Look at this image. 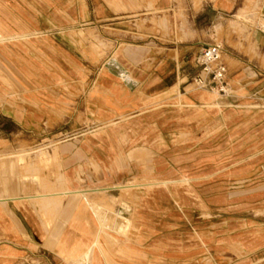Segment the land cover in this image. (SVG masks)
<instances>
[{
	"label": "crops",
	"instance_id": "obj_1",
	"mask_svg": "<svg viewBox=\"0 0 264 264\" xmlns=\"http://www.w3.org/2000/svg\"><path fill=\"white\" fill-rule=\"evenodd\" d=\"M253 1L250 45L236 63L224 53L228 92L218 94L193 87L204 47L178 39L176 27L188 20L183 33L200 36L196 23L240 0H201L200 9L192 0H0V55L20 59L22 73L34 66L35 84L54 87L0 97V152L56 127L69 135L60 173L47 180L52 191L30 193L23 167L20 177L0 172V264H70L90 248L78 264L204 260L190 249V230L199 235L205 210H221L222 179L246 181L253 166L264 173V0ZM35 34L38 51L7 41ZM61 79L71 97H57Z\"/></svg>",
	"mask_w": 264,
	"mask_h": 264
},
{
	"label": "rangeland",
	"instance_id": "obj_2",
	"mask_svg": "<svg viewBox=\"0 0 264 264\" xmlns=\"http://www.w3.org/2000/svg\"><path fill=\"white\" fill-rule=\"evenodd\" d=\"M192 1L196 5V9H200L201 6L198 5H200L201 0ZM240 1L234 11L213 19L211 23H196L198 28L201 26L204 28L200 36L190 29L187 33H183L184 26L190 28L188 20H183L182 24L178 23L176 27L178 39H201L200 48L207 44L219 43L225 49V60L228 63H236L232 57L244 56L245 46L247 43L250 45L251 31L257 25L259 18L258 2L253 0ZM239 11L243 12L240 14L241 17L235 15ZM178 17L186 18L181 11ZM35 37L36 34L26 38L18 36L7 41L29 47L30 51H38L37 45L34 43ZM3 42L5 41H0V43ZM38 56L43 57L45 54L42 55L41 53ZM17 63L14 61L9 64L0 55V79L6 84L0 86V97L19 98L24 97V95L36 94L41 87L42 89L54 88L37 86L35 84L37 77L35 67L32 66L28 71L22 73V70L19 69L20 59L17 60ZM69 86L70 84L66 80L61 79L56 88L60 89L59 93L62 96L57 97H71L73 94L69 93ZM193 87L199 89L195 85ZM62 106L68 108L69 104L62 103ZM55 112V110L52 111V113ZM57 119L65 120L62 117ZM59 131L61 132L62 129L56 127L52 128V132L46 135L30 134V137H26L27 142L22 141L23 149L0 152V172L2 175L8 174L6 172L8 166L12 171L10 173L13 178L15 175L20 177V170L23 167L24 172L28 173L30 193L45 194L52 191V188L49 187L51 183L47 180L52 175H59L61 166L58 149L61 141L69 137V135ZM13 140L21 141L20 136H14ZM228 159L229 152L222 151L221 168L226 172L229 168ZM257 169V166H253L254 174L252 177H248L246 181L229 182L222 179L220 184L222 194H225L222 195L219 204L221 210H205L199 219L203 220V224L196 228L197 231L201 232L199 235L194 232L195 230H190L193 234L189 235V240L192 239L195 243L194 247L190 245V249L202 250L204 260L201 262L189 261L188 264H264V173L261 174ZM38 188L40 191L37 190ZM32 201L36 202V200ZM196 242L198 243L196 244ZM91 250L92 248L87 249L85 253L75 257L72 254L71 258L75 263L70 262V264H78L79 261L77 260L85 262L91 257ZM211 254H215L216 257L219 256V258L212 261ZM29 264H47V261L41 263L37 259H31Z\"/></svg>",
	"mask_w": 264,
	"mask_h": 264
},
{
	"label": "built area",
	"instance_id": "obj_3",
	"mask_svg": "<svg viewBox=\"0 0 264 264\" xmlns=\"http://www.w3.org/2000/svg\"><path fill=\"white\" fill-rule=\"evenodd\" d=\"M225 49L219 43L207 44L196 59L200 71L192 82L199 89L227 94L229 68L223 60Z\"/></svg>",
	"mask_w": 264,
	"mask_h": 264
},
{
	"label": "bare ground",
	"instance_id": "obj_4",
	"mask_svg": "<svg viewBox=\"0 0 264 264\" xmlns=\"http://www.w3.org/2000/svg\"><path fill=\"white\" fill-rule=\"evenodd\" d=\"M110 66H113V67H120L119 65H118V63L116 62V61H113L112 63H110L109 64ZM111 70V69H110ZM120 75L123 77V78H125L126 79V81L127 80H129V78H128V76H127V74L125 73V71L124 70H120ZM132 83H133V81H132ZM215 92H217L216 90H214ZM218 93V92H217ZM219 94V93H218ZM116 215V214H115ZM115 220V219H114ZM115 223V222H114Z\"/></svg>",
	"mask_w": 264,
	"mask_h": 264
}]
</instances>
